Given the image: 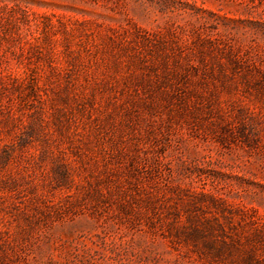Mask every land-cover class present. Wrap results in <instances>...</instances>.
Here are the masks:
<instances>
[{
	"label": "rangeland",
	"instance_id": "374dc122",
	"mask_svg": "<svg viewBox=\"0 0 264 264\" xmlns=\"http://www.w3.org/2000/svg\"><path fill=\"white\" fill-rule=\"evenodd\" d=\"M0 264H264V0H0Z\"/></svg>",
	"mask_w": 264,
	"mask_h": 264
}]
</instances>
